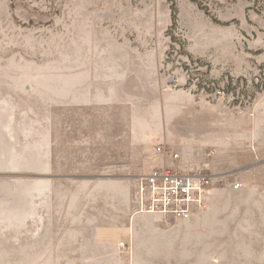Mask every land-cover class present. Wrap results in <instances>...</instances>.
Returning <instances> with one entry per match:
<instances>
[{"label": "rangeland", "instance_id": "rangeland-1", "mask_svg": "<svg viewBox=\"0 0 264 264\" xmlns=\"http://www.w3.org/2000/svg\"><path fill=\"white\" fill-rule=\"evenodd\" d=\"M138 54L158 64L157 95L107 83L110 63ZM263 90L264 0H0V264H83L96 237L127 239L101 228L116 223L110 198L136 193L144 159L159 158L155 138L130 144L156 130L163 93L202 105L180 114L187 130L176 120L181 135L204 129L194 170L208 195L202 214L159 227L181 264H264Z\"/></svg>", "mask_w": 264, "mask_h": 264}, {"label": "crops", "instance_id": "crops-1", "mask_svg": "<svg viewBox=\"0 0 264 264\" xmlns=\"http://www.w3.org/2000/svg\"><path fill=\"white\" fill-rule=\"evenodd\" d=\"M110 69H113V71L110 72L109 81L107 83L110 86H112L113 84L117 86V90L119 91V93H121L122 91H126L125 88L130 85L129 81L131 80L132 87L134 88V90H136V92L140 93V91L145 90V87L148 86V89L150 90L149 95L154 96L157 95V89L160 90L156 79V72L158 70L157 62H155L150 67L148 62L146 63L139 54L137 56H134V59L130 61L128 59H116L113 64L110 63ZM112 91L113 89L111 88L110 92ZM161 91L164 90L161 89ZM163 96L164 97L162 98V100L154 99L158 101L161 100L163 102V109L161 111L158 110L156 130L149 132L148 134L141 137L131 138V141L134 142L130 144V149L136 150L140 147H143L145 149L151 142L152 138H155L156 143L164 144L168 152L170 154H177L178 158L176 160H173L169 155H156L154 154V151L152 149L150 151L151 154L153 156H159V158H156L154 159V161L152 160L150 162L148 158L144 159L143 169L145 173L155 167L162 166L181 173L197 172L196 170H194L196 168L195 166H197L194 163L200 161L201 158L198 159V157H202L205 154L204 149L206 148L205 142L199 138L198 134L204 132V129L197 127L195 135H181L179 131L182 129L180 128V124L177 123L176 117L177 115H179L180 119L184 120L183 124H185V130H187L188 120L185 119V114H180L189 110L192 111L197 108L199 110L202 105L200 104L196 106L195 101L186 95L163 93ZM119 98L120 100H124L121 94L120 97H117V99ZM138 116L142 118L141 115ZM224 129L225 132H228L227 128ZM213 145L218 150H221L222 148L220 142H215L213 143ZM216 156L219 157L217 153L213 152L212 157L215 158ZM147 157L150 158L148 154ZM104 184H131V181L123 178L111 179ZM119 193L123 200V203L116 202V200H120V196H118V194L116 193L115 196L110 198V202L113 201V203L112 205H110V210L107 215L110 221L111 219H113V222L116 223L102 226L103 228L101 229H115L119 231L126 230L127 239L123 241L120 240L116 242H108L101 239L99 240L96 237L98 243H95L91 246H84L82 251H79V253L83 254V264H85V258H88L87 260L89 261L90 259L93 260V264H107L105 263L106 261H104L105 259H107L108 262L114 259L120 264H181L180 244H175L174 242L176 234L172 229L165 230L162 226L159 227L160 224H162V222L164 221L166 222L167 220H176L170 218H162L157 215L137 213L135 192L134 194H132V192L130 194V191L128 192L125 185L120 188ZM120 209H123L124 213L118 215L120 214L118 213L121 211ZM200 214H202V212L195 214L193 217L195 218ZM95 234H97V231ZM119 243H123L125 245L129 244L132 246V252L134 254H132L130 260H126V262L121 261L122 258L118 256V254L122 255V253L120 252ZM96 254H99V260L95 258L97 256Z\"/></svg>", "mask_w": 264, "mask_h": 264}, {"label": "built area", "instance_id": "built-area-1", "mask_svg": "<svg viewBox=\"0 0 264 264\" xmlns=\"http://www.w3.org/2000/svg\"><path fill=\"white\" fill-rule=\"evenodd\" d=\"M178 83L176 78H170L165 88L176 89ZM261 94L264 96V90ZM153 151L156 155H169L173 160L178 158L177 154H170L161 143H156ZM207 183L208 177L198 172L181 173L164 166L155 167L137 180V212L187 222L205 209ZM239 187L236 184L233 188L237 190ZM119 248L121 253L129 249L123 243H119Z\"/></svg>", "mask_w": 264, "mask_h": 264}, {"label": "trees", "instance_id": "trees-1", "mask_svg": "<svg viewBox=\"0 0 264 264\" xmlns=\"http://www.w3.org/2000/svg\"><path fill=\"white\" fill-rule=\"evenodd\" d=\"M176 23V11L173 9L171 14V26L173 27Z\"/></svg>", "mask_w": 264, "mask_h": 264}]
</instances>
